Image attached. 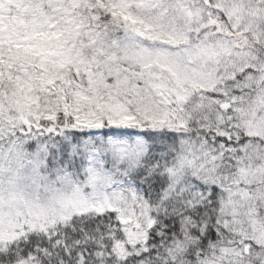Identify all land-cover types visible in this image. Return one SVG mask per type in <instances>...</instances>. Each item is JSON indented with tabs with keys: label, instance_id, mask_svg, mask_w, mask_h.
Wrapping results in <instances>:
<instances>
[{
	"label": "snow or ice",
	"instance_id": "6c2138e0",
	"mask_svg": "<svg viewBox=\"0 0 264 264\" xmlns=\"http://www.w3.org/2000/svg\"><path fill=\"white\" fill-rule=\"evenodd\" d=\"M0 264H264V0H0Z\"/></svg>",
	"mask_w": 264,
	"mask_h": 264
}]
</instances>
